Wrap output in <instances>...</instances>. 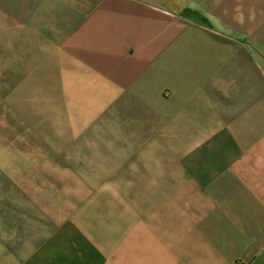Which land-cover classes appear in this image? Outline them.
Instances as JSON below:
<instances>
[{"label": "crops", "instance_id": "crops-1", "mask_svg": "<svg viewBox=\"0 0 264 264\" xmlns=\"http://www.w3.org/2000/svg\"><path fill=\"white\" fill-rule=\"evenodd\" d=\"M264 264V0H0V264Z\"/></svg>", "mask_w": 264, "mask_h": 264}, {"label": "built area", "instance_id": "built-area-1", "mask_svg": "<svg viewBox=\"0 0 264 264\" xmlns=\"http://www.w3.org/2000/svg\"><path fill=\"white\" fill-rule=\"evenodd\" d=\"M235 264H245V263L242 262V261H238V262H236Z\"/></svg>", "mask_w": 264, "mask_h": 264}]
</instances>
